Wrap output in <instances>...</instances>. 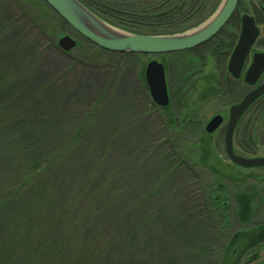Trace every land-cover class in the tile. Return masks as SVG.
I'll return each mask as SVG.
<instances>
[{"label": "rangeland", "instance_id": "1", "mask_svg": "<svg viewBox=\"0 0 264 264\" xmlns=\"http://www.w3.org/2000/svg\"><path fill=\"white\" fill-rule=\"evenodd\" d=\"M118 1L124 4L122 7L127 11L131 7H141V3L152 4L151 10L156 4L165 3L164 0ZM199 1L213 6L211 13L198 26L180 34L202 27L214 16L223 0ZM239 1L241 11L223 28L227 36H235L234 43L239 35L241 16L248 14L254 17V11L260 9L256 1L238 0V4ZM189 2L181 0L180 4ZM165 6L168 8V4ZM1 8L4 10L0 13V187L7 191L20 179L16 168L17 164L21 167L23 163L16 161L20 155L19 149L12 151V148L23 145L27 148L26 156L32 153V160L37 165L45 163L52 154L61 155L54 190L65 189L67 195L72 193V197L75 196L82 206H86L89 196H94L100 190V184L94 178L91 177L89 181L88 178L97 168L99 158L104 156V165L97 168V176L112 180L106 188L112 198L111 205L106 208L112 212L105 215L107 209L99 211L95 213L97 219L103 221L109 230L117 225L119 231L133 222V226L129 225L131 229L121 236L128 238L132 237V232H137L138 247L142 246L140 241H144L142 244L147 248L137 254L126 250L127 254L122 255L119 245L108 256L100 259L92 256L89 260L91 264H264V242L239 255L252 239L249 236L240 239L238 235L264 224V168L237 167L230 163L224 153L222 136L228 109L247 93L243 82L240 88L231 89L233 79L226 71V61L220 70L221 62L205 54L204 63L196 67V73L192 76L185 110L188 117L191 116L200 125L204 136L201 143L190 145L184 151L189 157L199 156L209 168L221 174L220 177H214L208 167L200 166L194 167L193 173L185 168L172 173L166 171L167 176L162 174L165 165L160 159V154L168 148V144H164L166 133L159 115L151 113L148 106L151 99L148 92L143 91V70L151 60L167 63L169 54L101 55L86 47L83 39L71 29H64L50 21L49 16L44 30L41 29L43 22L32 24L21 11L19 0H0ZM38 11L39 14L45 13L41 6ZM151 14L154 16L153 12ZM151 14L140 16V19L122 16L125 20L123 24L135 27L144 26L143 23L155 24L149 19ZM193 23L181 24L184 27ZM257 27L259 37L255 48L264 51V24L258 23ZM64 36L76 42V47L67 53L57 47L58 40ZM223 57L226 60L228 54ZM203 77H210L211 80ZM223 79L228 80L227 85L231 88L226 87ZM168 82L167 78V86ZM212 89L216 92L219 90V95L212 96ZM98 101L101 103L97 108L95 104ZM170 102L169 97V105ZM254 106L242 117L233 139L235 153L245 158L264 157V144L261 143L264 121L256 118L252 110ZM92 111L94 120L81 126ZM215 115L223 117V124L214 133L207 134L204 127ZM17 121L27 123L26 132L17 134L18 131L14 130ZM78 132L81 138L73 141V134ZM32 134H42L44 137L37 139L33 145L30 139L24 143L23 137L20 138ZM251 149L254 150L251 153L244 152ZM190 161L195 162V159ZM77 174V185L86 183L88 192L80 189L87 197L84 200L78 186H68ZM201 180L205 181L206 189L212 185L208 189L211 196L208 194L207 198H217L214 214L210 213L211 207L205 209ZM220 186L222 190L217 194ZM37 189H44V185H37L33 193H37ZM236 191L255 196L245 224L240 223L236 215L233 197ZM152 203L154 205L151 206ZM5 210L9 214L6 220L13 217L14 224L17 221L21 223L19 218L25 215L24 211L17 215L16 208ZM11 212L16 216H10ZM147 212L151 213L146 220L147 227L141 230L139 224ZM220 212L223 218L219 217ZM112 215L113 218L110 217ZM15 231L18 229L3 232L0 228L5 235L0 234V238L3 235L0 239V264H17L16 253L10 254V246H15L20 240ZM34 256L36 259V254Z\"/></svg>", "mask_w": 264, "mask_h": 264}, {"label": "trees", "instance_id": "2", "mask_svg": "<svg viewBox=\"0 0 264 264\" xmlns=\"http://www.w3.org/2000/svg\"><path fill=\"white\" fill-rule=\"evenodd\" d=\"M78 1L107 24L133 35L145 36H169L183 33L189 28L196 27L203 22L209 16L213 7H209V4L206 1L200 2L199 0H190L189 3L180 4L181 0H164V4H156L153 6L152 10L150 9L152 4L144 5L139 3L142 5L141 7H131V9L127 11L124 10V7H122L124 4H119L118 0ZM250 1H256L260 5V9L254 11L256 24H264V0ZM167 4L168 8L167 6L164 7V5ZM240 4L241 3L239 1L237 10L230 21H233L236 14L241 11ZM19 6L21 7V11L32 21V24L39 25L43 22V25H41L42 30L45 28V21H48L47 16H49L50 21L54 22L56 25H60V27H63L64 29H70L41 0H19ZM39 6L44 8V14H39ZM147 9L149 11L146 13L145 10ZM3 10L4 8H1L0 13H2ZM151 12H153L154 16H152ZM146 14H151V18L149 19H151L152 22L154 21L155 24L143 23L146 28L144 26L135 27L128 24L124 25L125 23L123 24V21L125 20L122 16H129L130 18L136 17L140 19V16L145 17ZM192 21H194V23L189 25L192 27H183L181 24ZM234 38L235 36H233V38L227 36L223 29L210 42L193 51H185L168 55L170 59L167 63H164V66L169 81L168 88L171 101L170 105L167 108L160 109L157 108L152 101H148V106L151 107V113L159 115L163 131L166 133L164 144H168V148L160 154V159L165 165L162 174L167 175L166 171L172 173L179 168H185L191 173H193V169L196 166H200L205 169L209 168V165L206 164L203 159H200L199 156L196 158H194V156L189 157V154L187 155L184 151V149H186V147H190V145H197L198 143H201L202 137L204 136L203 132L200 130V125L197 122H194L191 116L189 118L188 114L185 113V110L187 109L188 91L191 86L192 76L196 73V67L199 68L202 63H204V58L206 57L205 54L208 56H214L216 61L219 60V62H221L220 70L221 67L223 69V65L225 64V61L227 62V58H229V55L234 47ZM83 43L86 47L95 50L101 55H119L105 52L85 40H83ZM203 53L204 56L202 55ZM225 54H228L226 60L224 58L225 56L223 57ZM203 79L211 80L210 77H203ZM223 80L226 87L231 88V86L227 85L228 80ZM231 83L233 86L231 89L240 88L242 85L239 81L232 80L230 84ZM143 89L144 92H147L146 86H144ZM242 90H244V88ZM211 95L218 96L219 90L216 92L212 89ZM100 103L101 102L98 101L95 106L98 108ZM252 110L256 118L259 120L261 119V122H263L264 97L259 100ZM94 111L88 114L81 126L88 123L89 120H94ZM25 127H27V123L23 124L17 121L16 129L14 130L18 131L17 134H22L23 132H26ZM42 136V134H32L26 135V137L23 135L20 138L23 137L24 143L29 142L30 139V142H32L33 145L37 143V139H43L44 136ZM73 137V141H77L78 138H81L79 132L73 134ZM261 143L264 144V131L261 133ZM195 147L200 149L198 146ZM17 149H19L18 152L20 155L17 156L18 159L16 161L23 163L21 167L20 164H17L16 168L18 169L21 177L7 191H5V188L0 187V228L3 232L7 229H10V232L14 231V229H18V231H15L14 233L17 234V238L19 237L20 240L15 244V246H10V254L16 253L17 264H91L89 260L92 259V256L95 258L97 257L98 259L102 256H108L119 245L122 249V255L127 254L126 250L137 254L141 252L140 250H145L147 248V246L142 244L144 241H140L142 246L138 247L139 235H137V232H135V234L132 232V237L123 238L121 236L123 232H127L131 229V226L134 225L133 222H131V224H127L124 229L119 231L120 229L117 230V225L116 228L109 230V227H106L105 223H102L103 221L97 219L95 213L99 211L103 212L104 209L109 208L112 200L109 196L110 194L106 190V188L111 185L112 180L108 177L101 178L97 176V168L100 167V165L103 164L104 159H106L104 156L99 158L101 160L97 163V168L95 167V171L90 174L88 178V181L91 177L94 178L100 184V190L94 196L90 195L86 202V206H82L81 202H78V198L75 196L72 197V193L67 195L65 189L54 190L55 183L57 182L55 175L57 167L61 162V155L57 156L54 154V156L52 154L47 157L48 160H46L45 163L37 165L32 160V153L26 156V147L23 145L20 148L13 146L12 151ZM253 151L254 150L251 149L245 150L244 152L251 153ZM193 159H195V162L190 161ZM14 173L15 172H13V174ZM212 173L214 177H220L221 175L214 170H212ZM77 177L78 174L70 180L69 185L67 183L66 184L77 188ZM257 181H260V179H257ZM41 183L44 185V189H37V193H33V189L35 187L37 188V185ZM85 184L84 182H81L78 186V190L82 195V200L87 198L85 194H83L85 192L80 191V189L87 191ZM205 184V181H200V187L203 192L202 195L206 206L205 209L207 210L208 208L209 210V207H211V210L214 211L210 210V213L214 214L215 210H217V207H215V201L217 198H207V196H211L208 189L212 185H209L210 187L208 186L206 189ZM217 189L219 191H216V193L220 194L219 192L222 190L221 186ZM150 197L151 195L148 196V198ZM233 197L236 205V215L238 220L240 223L245 224L248 222V218L250 216L249 206L252 202V198L254 199L255 196L253 197V194L250 195L246 192L236 191ZM148 198L146 199L149 202ZM152 205L154 204L152 203L151 206ZM9 207L11 209L16 208L15 213L17 215L18 212H20V214L22 211L25 212L24 216L20 215L19 221H21V223H18L17 221L14 224L13 217L11 220H6L9 214L5 212V209ZM152 210L153 208H151V211ZM105 211V215L112 212L111 209H107ZM148 212L141 218V222L139 224L141 230L147 227L146 220L151 214ZM10 216L16 215H13L11 212ZM110 217L113 218V215ZM219 217L223 218V213L220 212ZM3 232H0V234H3ZM3 235L1 238H3ZM247 236L251 237L250 239L252 240L245 245V248L240 250L241 252L239 255H242L244 250L257 245L260 242H264V224L259 225L244 234H239L238 238L245 239ZM35 254L36 259L34 256ZM239 255L237 253L235 254L236 257ZM256 256L257 254H255L254 257ZM227 257L228 255H226V258ZM39 258L40 260H38ZM233 264L236 263L233 262Z\"/></svg>", "mask_w": 264, "mask_h": 264}, {"label": "water", "instance_id": "3", "mask_svg": "<svg viewBox=\"0 0 264 264\" xmlns=\"http://www.w3.org/2000/svg\"><path fill=\"white\" fill-rule=\"evenodd\" d=\"M76 35L97 48L115 54L165 55L194 50L214 39L234 15L238 0H223L214 16L202 27L190 33L174 36H145L123 33L102 21L78 0H41ZM259 29L254 18L244 14L240 18L237 41L227 61V73L234 79H241L252 88L244 97L232 105L223 134V147L227 159L233 165L244 169L264 168L263 158L238 156L233 148V135L241 117L264 95V51L253 50ZM57 47L67 53L76 47L69 36L60 38ZM143 80L152 103L160 109L169 105V94L165 66L151 60L143 70ZM221 115L213 116L204 127L207 134L214 133L222 124Z\"/></svg>", "mask_w": 264, "mask_h": 264}, {"label": "flooded vegetation", "instance_id": "4", "mask_svg": "<svg viewBox=\"0 0 264 264\" xmlns=\"http://www.w3.org/2000/svg\"><path fill=\"white\" fill-rule=\"evenodd\" d=\"M252 17H253V16H252ZM253 18H254V17H253ZM254 21H255V19H254ZM255 23H256V22H255ZM256 25H257V24H256ZM239 30H240V28H239ZM258 37H259V36H258ZM237 38H238V37H237ZM257 41H258V39L256 40V42H255V44H254V46H253V50H257V49L255 48V45H256ZM257 51H259V50H257ZM226 71H227V70H226ZM228 75H229V74H228ZM229 76H230V75H229ZM230 77H231V76H230ZM231 79H233V78L231 77ZM263 79H264V74L262 75V77H261V79H260L259 82H260V83H263V82H264ZM233 80H234V79H233ZM234 81H235V80H234ZM238 81H239V82H242L241 79H239ZM246 87H247V86H245V88H246ZM251 89H252V88L247 87V93H248ZM247 93H246V94H247ZM243 97H244V96H243ZM243 97H242V98H243ZM263 97H264V95H263L261 98H263ZM242 98H241V99H242ZM261 98H259V99H258V100H257V101H256L251 107H253L254 105H256V104L259 102V100H260ZM241 99H240V100H241ZM240 100H239V101H240ZM239 101H238V102H239ZM235 104H236V103H235ZM232 105H234V104H232ZM232 105H231V106H232ZM231 106H230V107H231ZM230 107H229V108H230ZM228 111H229V109H228ZM228 114H229V113H228ZM243 116H244V115H243ZM243 116H242V117H243ZM242 117H241V119L239 120L237 126L240 124V122H241V120H242ZM227 120H228V118L226 119L225 124H224L223 134H224V131H225V127H226ZM207 123H208V122H207ZM222 124H223V122H222ZM222 124L220 125V127L222 126ZM237 126H236V128H237ZM220 127H219V128H220ZM219 128H218V129H219ZM218 129H217V130H218ZM235 132H236V129H235ZM235 132H234V134H235ZM233 139H234V135H233ZM222 142H223V136H222ZM261 169H263V168H261Z\"/></svg>", "mask_w": 264, "mask_h": 264}]
</instances>
